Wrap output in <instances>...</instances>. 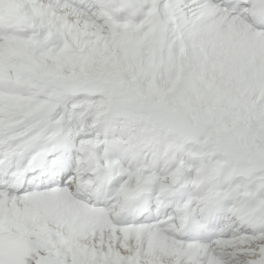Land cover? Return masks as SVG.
<instances>
[{
  "label": "snow or ice",
  "instance_id": "1",
  "mask_svg": "<svg viewBox=\"0 0 264 264\" xmlns=\"http://www.w3.org/2000/svg\"><path fill=\"white\" fill-rule=\"evenodd\" d=\"M0 264H264V0H0Z\"/></svg>",
  "mask_w": 264,
  "mask_h": 264
}]
</instances>
